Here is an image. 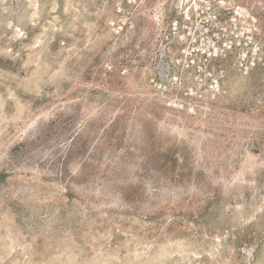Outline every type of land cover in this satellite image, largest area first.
Masks as SVG:
<instances>
[{
	"label": "rangeland",
	"instance_id": "1",
	"mask_svg": "<svg viewBox=\"0 0 264 264\" xmlns=\"http://www.w3.org/2000/svg\"><path fill=\"white\" fill-rule=\"evenodd\" d=\"M0 264H264V0H0Z\"/></svg>",
	"mask_w": 264,
	"mask_h": 264
},
{
	"label": "built area",
	"instance_id": "2",
	"mask_svg": "<svg viewBox=\"0 0 264 264\" xmlns=\"http://www.w3.org/2000/svg\"><path fill=\"white\" fill-rule=\"evenodd\" d=\"M207 7H212V5H210V4H209V5H202V4H201V14H203L204 18H206L207 13H208V9H207ZM118 10L121 11L122 8H121V7H118ZM178 22H179L178 19H176V20L173 21V27H174V28H177V26H178Z\"/></svg>",
	"mask_w": 264,
	"mask_h": 264
}]
</instances>
